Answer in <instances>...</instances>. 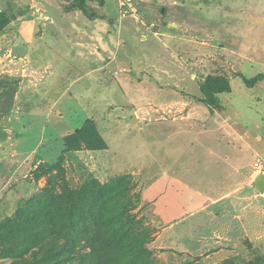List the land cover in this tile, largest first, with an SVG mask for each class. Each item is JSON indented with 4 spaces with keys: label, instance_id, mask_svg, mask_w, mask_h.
Wrapping results in <instances>:
<instances>
[{
    "label": "rangeland",
    "instance_id": "rangeland-1",
    "mask_svg": "<svg viewBox=\"0 0 264 264\" xmlns=\"http://www.w3.org/2000/svg\"><path fill=\"white\" fill-rule=\"evenodd\" d=\"M87 11L0 0V264H264V0Z\"/></svg>",
    "mask_w": 264,
    "mask_h": 264
},
{
    "label": "trees",
    "instance_id": "trees-1",
    "mask_svg": "<svg viewBox=\"0 0 264 264\" xmlns=\"http://www.w3.org/2000/svg\"><path fill=\"white\" fill-rule=\"evenodd\" d=\"M87 1L88 0H77L79 9L83 12L85 16L89 19L98 18L97 15L93 13H88L87 11ZM102 19V17H99ZM261 76H255L254 78L244 79V84L247 87H252ZM199 90L202 96V101L208 106L215 105V94L216 93H225L231 91V86L228 81V78L222 77L219 75H208L205 80L199 83Z\"/></svg>",
    "mask_w": 264,
    "mask_h": 264
},
{
    "label": "crops",
    "instance_id": "crops-1",
    "mask_svg": "<svg viewBox=\"0 0 264 264\" xmlns=\"http://www.w3.org/2000/svg\"><path fill=\"white\" fill-rule=\"evenodd\" d=\"M159 121H165V120H163V119H156V120H150L149 122H145L144 121V123L145 124H149V123H153V122H159ZM167 121V120H166ZM137 126H139V127H141V123L140 124H138ZM192 147V150H190V147H189V151H188V153H189V155H192V154H194L195 152H196V148L197 147H194V146H191ZM173 161H175V163H180L181 162V158L179 157V155L178 156H176V157H173V159H172ZM189 164V163H188ZM175 166V167H174ZM186 166V165H185ZM175 168H176V165H172V166H169V167H166V168H163V171L161 172V176L162 177H167V178H169V179H172L174 182H176V183H179V184H181V185H183L184 187H186L187 188V190H189L191 193H193V194H197V193H201L198 189H197V179L194 177V173H189L186 177L184 176V175H182L181 173H179V170H180V165L179 166H177V172L175 171ZM191 167H188V169H190ZM173 169H174V172H173ZM168 179V180H169ZM238 197V196H237ZM211 198V197H210ZM231 198H234V197H232L231 196ZM236 198V197H235ZM239 198H241V197H238V199H236V200H240ZM231 200H233V199H231ZM243 222H244V219H243ZM168 228V227H167ZM166 230V231H165ZM168 230L169 229H164L163 231H165V232H168ZM244 230H245V227H244ZM243 230V231H244ZM221 247H220V250H228V246H230V244L229 243H221ZM249 246H251L250 247V249L252 250V251H254V250H259V244L256 242V241H251V245L250 244H248ZM248 245L246 244L245 245V243L244 242H239V241H237V243H236V248H237V252H238V250L240 249V250H247V247H248ZM224 246H227V247H224ZM212 255L211 254H209V255H207V257H211Z\"/></svg>",
    "mask_w": 264,
    "mask_h": 264
},
{
    "label": "water",
    "instance_id": "water-1",
    "mask_svg": "<svg viewBox=\"0 0 264 264\" xmlns=\"http://www.w3.org/2000/svg\"><path fill=\"white\" fill-rule=\"evenodd\" d=\"M256 182L258 184V187L261 191L264 190V174L263 173H259L256 177Z\"/></svg>",
    "mask_w": 264,
    "mask_h": 264
},
{
    "label": "built area",
    "instance_id": "built-area-1",
    "mask_svg": "<svg viewBox=\"0 0 264 264\" xmlns=\"http://www.w3.org/2000/svg\"><path fill=\"white\" fill-rule=\"evenodd\" d=\"M253 165H254V167L257 169V171H259L260 168L262 167L263 163H262V161L257 160V161H255V162L253 163Z\"/></svg>",
    "mask_w": 264,
    "mask_h": 264
}]
</instances>
